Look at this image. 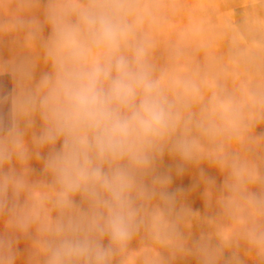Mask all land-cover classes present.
I'll use <instances>...</instances> for the list:
<instances>
[{
  "label": "clouds",
  "instance_id": "9594fccd",
  "mask_svg": "<svg viewBox=\"0 0 264 264\" xmlns=\"http://www.w3.org/2000/svg\"><path fill=\"white\" fill-rule=\"evenodd\" d=\"M17 4L0 20V264L21 242L24 264H128L137 237L160 249L143 264H244L242 246L264 264V86L158 71L149 0ZM192 170L228 222L198 238L171 187Z\"/></svg>",
  "mask_w": 264,
  "mask_h": 264
},
{
  "label": "rangeland",
  "instance_id": "374dc122",
  "mask_svg": "<svg viewBox=\"0 0 264 264\" xmlns=\"http://www.w3.org/2000/svg\"><path fill=\"white\" fill-rule=\"evenodd\" d=\"M154 3L158 22L153 30L156 46L152 59L158 71L179 75L207 77L234 93L243 96L248 90L264 86V0H149ZM21 14L17 0H0V20ZM3 50L5 58L9 56ZM0 87L10 90L11 78L0 77ZM211 93H206L210 95ZM258 132L264 133V125ZM260 143L264 145V140ZM172 161L165 157V164ZM39 170L40 165L33 162ZM205 172L214 177L216 184L223 182V175L205 164ZM197 173L192 170L184 176H174L172 189H183L185 203L194 214L187 222L186 232L194 238L226 227L227 221L218 214L215 200L219 193H212L213 207L206 205L205 189L194 187ZM128 264H143L142 256L151 249L156 255L160 249L150 241L137 237L131 245ZM24 264L27 255L25 242L19 244ZM244 264H259L254 253L240 249ZM166 264H198L192 256L168 259Z\"/></svg>",
  "mask_w": 264,
  "mask_h": 264
}]
</instances>
